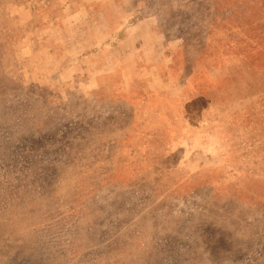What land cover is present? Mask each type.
Masks as SVG:
<instances>
[{"label":"rangeland","instance_id":"rangeland-1","mask_svg":"<svg viewBox=\"0 0 264 264\" xmlns=\"http://www.w3.org/2000/svg\"><path fill=\"white\" fill-rule=\"evenodd\" d=\"M0 264H264V0H0Z\"/></svg>","mask_w":264,"mask_h":264}]
</instances>
